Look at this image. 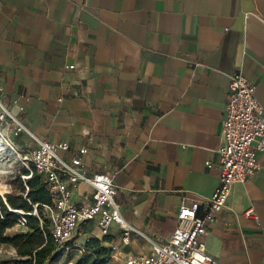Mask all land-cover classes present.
<instances>
[{
    "label": "crops",
    "instance_id": "0c3cea01",
    "mask_svg": "<svg viewBox=\"0 0 264 264\" xmlns=\"http://www.w3.org/2000/svg\"><path fill=\"white\" fill-rule=\"evenodd\" d=\"M236 70L264 106V0H0L4 132L21 152L38 140L67 142L62 157L87 147L83 171L118 189L128 241L116 223L107 236L122 258L166 241L180 203L217 187ZM257 158L207 224L205 250L219 264H264V152ZM90 193L80 182L71 200ZM250 205L257 219L244 215Z\"/></svg>",
    "mask_w": 264,
    "mask_h": 264
},
{
    "label": "built area",
    "instance_id": "2783aa9c",
    "mask_svg": "<svg viewBox=\"0 0 264 264\" xmlns=\"http://www.w3.org/2000/svg\"><path fill=\"white\" fill-rule=\"evenodd\" d=\"M227 77L224 116L220 121L221 143L216 151L219 167L217 187L207 198L182 201L176 213V225L168 239L154 243L149 253L126 256L123 264H219L205 250L203 237L207 224L213 222L226 205L232 185L247 180L260 169L257 153L264 152V106L255 96V84L238 70L228 73ZM4 115L9 116L6 110ZM20 127L18 124L16 129ZM2 138L22 165L23 198L30 203L26 195L27 180L34 173L40 175L45 183L51 203L43 204L42 211L49 217L50 232L58 245L75 238L88 224L99 229L100 239L107 235L114 223L124 229L122 242L127 243L130 229L126 228L120 214L117 186L112 177L105 173L83 171L82 156L87 151L86 146L77 148L68 157H62L58 151L67 152V142L38 140L33 147L21 152L8 137L3 135ZM211 164L210 160L206 161L208 167ZM80 182H85L91 188V193L89 198L75 203L71 195ZM6 193L9 191H4V195L0 193L3 203L19 217L11 228L16 232L24 231L26 215L38 217L37 203L31 204V211L11 208L6 202ZM243 213L248 218L257 219L252 205L245 208ZM39 220L42 221L40 217ZM112 248L115 249V246Z\"/></svg>",
    "mask_w": 264,
    "mask_h": 264
},
{
    "label": "trees",
    "instance_id": "16d2710c",
    "mask_svg": "<svg viewBox=\"0 0 264 264\" xmlns=\"http://www.w3.org/2000/svg\"><path fill=\"white\" fill-rule=\"evenodd\" d=\"M27 185L26 195L30 203L22 195L11 193H6V202L11 208L23 211H31V204L37 203L38 217L26 215L27 223L24 231L7 234L6 230L11 228L19 217L6 208L0 197V244H10L14 248L15 256L10 260L11 264H53L62 252L57 251L58 244L53 239L50 229H47V221L42 220V205L51 203V198L40 175L34 173L27 180ZM22 189L25 191L23 186ZM109 240L107 235H103L100 239L95 235L87 237L83 242V247L73 248L80 252L73 264H108L111 249L101 244ZM66 261L68 262L69 259Z\"/></svg>",
    "mask_w": 264,
    "mask_h": 264
},
{
    "label": "rangeland",
    "instance_id": "374dc122",
    "mask_svg": "<svg viewBox=\"0 0 264 264\" xmlns=\"http://www.w3.org/2000/svg\"><path fill=\"white\" fill-rule=\"evenodd\" d=\"M0 182L5 186L6 191H9L11 194L22 195L23 189L21 186V177L20 174L23 173V168L19 162L17 156L5 145L3 142L2 136H6L4 132V127L6 123H9L8 116L4 115V108L0 104ZM36 216V215H34ZM42 220L47 221V229H50V221L47 215L42 216ZM92 231H97L93 229ZM91 228L88 229L85 226L82 227L80 234H77L75 238L67 241L63 245H58L57 251H61L60 254L53 262V264H73L75 259L78 257L80 252L74 250L73 248L77 247L80 244V247H83V242L89 236H93ZM17 233L12 228L7 232V234ZM104 247H109L111 249V258L108 264H123L124 258L119 255V250L113 244L102 243ZM115 246V249L112 248ZM70 254V255H69ZM15 256V250L10 244L1 243L0 244V264H11L10 260ZM69 257V258H67ZM69 259L67 262L66 260ZM71 262V263H69Z\"/></svg>",
    "mask_w": 264,
    "mask_h": 264
},
{
    "label": "bare ground",
    "instance_id": "6f19581e",
    "mask_svg": "<svg viewBox=\"0 0 264 264\" xmlns=\"http://www.w3.org/2000/svg\"><path fill=\"white\" fill-rule=\"evenodd\" d=\"M6 191L5 186L0 182V193L3 194V192ZM4 195V194H3Z\"/></svg>",
    "mask_w": 264,
    "mask_h": 264
}]
</instances>
